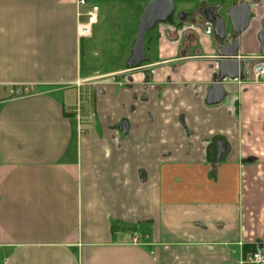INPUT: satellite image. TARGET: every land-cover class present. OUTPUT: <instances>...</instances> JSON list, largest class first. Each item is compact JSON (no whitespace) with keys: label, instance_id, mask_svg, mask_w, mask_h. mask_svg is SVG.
<instances>
[{"label":"crops","instance_id":"1","mask_svg":"<svg viewBox=\"0 0 264 264\" xmlns=\"http://www.w3.org/2000/svg\"><path fill=\"white\" fill-rule=\"evenodd\" d=\"M241 2L246 65L209 105L223 42L200 10ZM198 7L157 26L140 68L89 73L78 0H0V264H241L264 250V0ZM18 84L35 91H4Z\"/></svg>","mask_w":264,"mask_h":264},{"label":"rangeland","instance_id":"2","mask_svg":"<svg viewBox=\"0 0 264 264\" xmlns=\"http://www.w3.org/2000/svg\"><path fill=\"white\" fill-rule=\"evenodd\" d=\"M95 1V2H94ZM150 0H91L100 7V21L93 26V38H87L84 42L83 66L90 73L97 70L100 73L108 72L120 67H125L132 53V40L137 36L138 26L145 11L143 4ZM176 4V16L181 10L193 11L205 0H173ZM209 1V0H207ZM103 2L105 4H101ZM184 2V3H182ZM105 5V6H104ZM227 22V33H232V25L225 11L219 12ZM105 15L104 20H101ZM175 16V17H176ZM156 28L152 30L146 42L156 34ZM156 40L150 41L147 46V54L155 49ZM81 95V96H80ZM80 99L84 97L80 93Z\"/></svg>","mask_w":264,"mask_h":264},{"label":"water","instance_id":"3","mask_svg":"<svg viewBox=\"0 0 264 264\" xmlns=\"http://www.w3.org/2000/svg\"><path fill=\"white\" fill-rule=\"evenodd\" d=\"M176 12V4L173 0H151L146 7L139 26L136 39L133 44L132 54L127 62V68L132 70L140 68L148 61L146 55V37L148 33L156 28L160 23L167 22ZM202 14L205 20L213 25V31L216 37L223 42L218 51L220 57V74L216 78L208 95V104L215 105L221 103L225 98L223 81L225 79H237L244 71L246 63L237 59L239 43L235 40L249 27L252 11L250 4L243 2L233 8L228 17L232 25V33H227V22L224 18L218 16L214 9H203ZM264 27V22H263ZM261 54L264 56V31L260 34Z\"/></svg>","mask_w":264,"mask_h":264},{"label":"built area","instance_id":"4","mask_svg":"<svg viewBox=\"0 0 264 264\" xmlns=\"http://www.w3.org/2000/svg\"><path fill=\"white\" fill-rule=\"evenodd\" d=\"M79 8H84V11L78 13V37L80 39L90 38L93 34V26L98 23L100 7L96 4H92L89 0H78ZM254 73L256 78H262L264 76V61L258 60L254 67ZM2 88L0 87V98ZM4 91L9 94L10 97H21L35 91L34 86L29 84L7 85ZM241 264H264V250L257 248L249 253H242Z\"/></svg>","mask_w":264,"mask_h":264},{"label":"flooded vegetation","instance_id":"5","mask_svg":"<svg viewBox=\"0 0 264 264\" xmlns=\"http://www.w3.org/2000/svg\"><path fill=\"white\" fill-rule=\"evenodd\" d=\"M151 1V0H150ZM241 3H243V2H241ZM241 3H239V4H237L236 6H234V7H232L227 13L229 14V12L233 9V8H235V7H237L238 5H240ZM248 3V2H247ZM248 4H250V3H248ZM148 6V5H147ZM203 9H214V11H215V13L218 15V16H220V17H222V18H224L225 19V17L224 16H221L219 13H217V11H216V9L215 8H213V7H208V8H205L204 6H203V8L200 10V14H201V17L204 19V17H203V14H202V10ZM250 10H251V4H250ZM176 11H177V8H176ZM252 11V10H251ZM176 16V12H175V14L173 15V17H171L167 22H165V23H160V24H169L171 21H173V20H176V19H178L179 18V16H180V13H178L177 14V16ZM252 16H253V12H252ZM205 20V19H204ZM251 20H252V18H251ZM226 21V20H225ZM204 22H207V23H209L207 20H205ZM251 23V22H250ZM160 24H158V25H160ZM211 24V23H210ZM157 25V26H158ZM212 25V24H211ZM157 26H156V28H157ZM151 32V31H150ZM149 32V33H150ZM148 33V34H149ZM210 33V32H209ZM235 40H237L236 38L235 39H231V41H230V43H234L235 42ZM238 41V40H237ZM146 55H147V51H146ZM148 57V56H147Z\"/></svg>","mask_w":264,"mask_h":264}]
</instances>
